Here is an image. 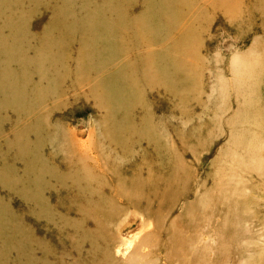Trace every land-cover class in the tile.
<instances>
[{"label":"rangeland","instance_id":"1","mask_svg":"<svg viewBox=\"0 0 264 264\" xmlns=\"http://www.w3.org/2000/svg\"><path fill=\"white\" fill-rule=\"evenodd\" d=\"M264 264V0H0V264Z\"/></svg>","mask_w":264,"mask_h":264},{"label":"bare ground","instance_id":"2","mask_svg":"<svg viewBox=\"0 0 264 264\" xmlns=\"http://www.w3.org/2000/svg\"><path fill=\"white\" fill-rule=\"evenodd\" d=\"M135 264H137V263H135Z\"/></svg>","mask_w":264,"mask_h":264}]
</instances>
